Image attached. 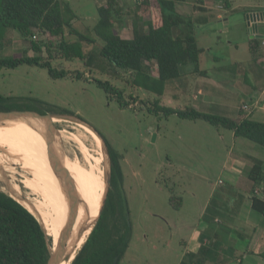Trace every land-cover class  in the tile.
I'll use <instances>...</instances> for the list:
<instances>
[{"label":"rangeland","instance_id":"obj_1","mask_svg":"<svg viewBox=\"0 0 264 264\" xmlns=\"http://www.w3.org/2000/svg\"><path fill=\"white\" fill-rule=\"evenodd\" d=\"M59 1L68 4L75 13L73 28L96 41L93 45L82 44L85 56L92 54L93 66H86L81 59L67 61L60 57L57 47L58 41H61L59 38L34 32L32 37L24 39L8 31L0 35V57H40L42 62L49 61L57 71H65L67 78L51 79L46 70L27 65L15 69L3 68L0 69V94L26 99L36 110L46 111L49 107L60 110L64 114H55V117L67 122L54 124L56 130L82 134L77 124H83L120 156L123 181L119 189L125 200L130 242L119 264H181L185 252L182 241L187 242L192 230L202 223L200 217L203 207L216 186L225 187L220 179L227 177L224 168L230 165L229 161L238 153L241 142L234 145L229 130L216 129L202 120H181L174 115L165 118L155 112V101L161 107L179 110L193 108L202 112V92L205 91L202 76L192 73L191 67L184 68L183 79L167 84L161 95L135 85L130 72L113 67L102 68L103 63L95 49L102 42L96 38L93 28L98 21L97 8L105 6L107 0ZM134 1L119 0L121 16L113 32L125 39L132 37L138 17ZM230 2L226 9L219 0H189L176 6L182 16L191 17L193 21L202 22V17L207 19L205 23L194 24L193 30L197 46L203 49L200 70H222L230 76V80L239 83V91L243 93V88L248 91L252 85L253 88H260L264 84V47L260 45L259 38H251L253 29L248 26L246 18L254 15L252 13L264 12V0ZM218 5L222 9H218ZM255 14L262 16L260 13ZM257 35L264 36V25L258 28ZM75 39V36L65 34V41ZM48 40L52 43L49 53L46 49L39 53L31 50L32 42ZM255 41L257 47L252 52L251 46ZM226 67H235V70L224 69ZM151 68L155 75L156 67ZM78 74L79 80L76 79ZM95 80L108 81L121 91L129 104L128 108L121 109L115 99H110L96 86ZM219 90L223 91V97L235 102L238 112L245 110V102L241 100L237 104V97L232 98L224 88ZM36 100L43 105L37 106ZM250 111L251 108L244 111L245 115ZM212 112L217 115L215 111ZM239 141L251 145L256 149L253 150L254 154L264 160L263 149L247 140ZM57 143L63 167L78 193L79 210L89 216L96 204L99 169L91 153L83 146L70 140L59 139ZM32 144L36 152L49 158L45 141ZM104 153L101 167L105 179L106 172L111 173V163L105 147ZM16 169L18 174L15 177L6 172L4 181L0 178V192L31 207L8 193L9 183L20 188L24 199H39L21 184L29 175L21 168ZM244 170L242 176L246 178ZM109 189L110 183L103 196L101 211L105 207ZM173 199L180 206L174 208L171 205ZM245 200L241 199L242 206ZM254 215L257 217L258 231L237 222L238 226L234 230L243 238L235 231L230 235L233 242L227 236L222 237L221 255L216 264H264V219ZM97 221L98 218L95 223ZM222 225L223 222L218 223L219 229ZM46 235L49 236L48 233ZM249 251L254 254H247Z\"/></svg>","mask_w":264,"mask_h":264},{"label":"trees","instance_id":"obj_2","mask_svg":"<svg viewBox=\"0 0 264 264\" xmlns=\"http://www.w3.org/2000/svg\"><path fill=\"white\" fill-rule=\"evenodd\" d=\"M188 1L135 0L138 17L134 23L132 37L129 39L113 32L114 25L121 16L119 0H107L105 6L98 7V21L93 33L102 42L95 48L97 56L103 63L102 68L113 67L130 72L135 85L157 95L163 94L167 84L181 81L185 76L182 72L184 68L191 67L192 73L204 77L206 71L199 68L203 49L197 46L193 30L194 24L205 23L207 19H203L202 22L193 21L191 17L179 14L176 11V4ZM219 1L225 8L230 6L228 0ZM75 18L76 15L70 6L59 0H0V35L11 31L26 39L37 32L42 36L59 38L61 41H58L57 47L60 57L67 61L81 59L85 61L86 66H93V56L91 53L85 56L82 44L93 45L96 41L73 28L72 22ZM65 34L75 36L76 41H65ZM50 42L49 40L32 42L31 50L39 53L46 49L49 53V47L52 46ZM256 45L257 41L251 46L252 52L256 50ZM21 65L44 69L51 79L67 78L65 71H57L49 61L42 62L40 57H0V69H15ZM151 66L156 67L155 75L151 72ZM224 69L234 71L235 67ZM79 78L78 74L76 79ZM94 83L110 99H115L121 109L128 108L129 104L124 99L123 93L108 81L95 80ZM31 105L26 99L0 94V111L64 114L56 108L49 107L46 111H40L32 108ZM36 105L43 103L36 100ZM154 106L155 112L161 113L165 118L174 115L181 120H202L216 129L229 130L233 132L234 138L247 140L264 150V122L252 120L242 110L238 112L236 118H230L199 112L193 108L179 110L161 107L158 101H155ZM42 125L33 127L45 129ZM77 125L96 135L87 126ZM61 131L66 130L61 129ZM105 145L111 163L109 193L96 225L71 264H114L115 259H117L116 264H119L130 242L125 200L119 189L123 181L119 164L120 156L107 143ZM250 160L252 166L244 170L246 178L252 183L250 208L259 218L264 219V198L254 193L258 187H262L264 191V160L255 157H250ZM241 199H245L244 196L231 186L217 187L203 216L208 223V230L213 229V218L218 215L236 216L242 206ZM21 204L0 192V264H47L52 240L46 235L31 208ZM171 205L174 208L180 206L179 203H175V199ZM206 233L199 235L198 252L185 254L181 264L217 263L221 255L222 243L218 239L214 242L209 241L210 238ZM238 235L243 238L239 232ZM204 240L209 243H205ZM246 253L254 254L250 251Z\"/></svg>","mask_w":264,"mask_h":264},{"label":"bare ground","instance_id":"obj_3","mask_svg":"<svg viewBox=\"0 0 264 264\" xmlns=\"http://www.w3.org/2000/svg\"><path fill=\"white\" fill-rule=\"evenodd\" d=\"M66 122L67 120L61 118H52L53 124H62ZM40 124L42 123L30 120L8 121L0 125V160H2L0 161V178H3L4 181L6 172L9 176L15 177V175L18 174L16 171L17 166H20L21 169L29 175V177H25L21 181V184L39 199L31 200L26 197L22 200L21 198H23V196L20 188L17 185L10 186L9 183L7 186L8 193L31 206L30 208H32L35 215L41 221L46 233L51 237L52 246L55 247L67 223L68 201L64 186L62 185L63 183L54 171L50 159L36 152L32 144L45 141V129L33 127ZM77 126L82 129L83 132L81 133H84V136L61 130H57L54 135L56 141L59 139L60 141L70 140L73 143L83 146L91 153L96 167L99 169L96 184V204L88 216L86 213L82 214L80 212V201L78 202L76 220L72 227L71 236L66 248V253H68L67 259L69 256L70 258L63 261L61 264H71L78 250L85 243L98 218L106 190V182L101 167L105 158L104 145L101 139L88 129L79 125ZM5 142L11 143H8V145L1 144ZM87 142H89V145ZM3 160L6 163H4Z\"/></svg>","mask_w":264,"mask_h":264},{"label":"crops","instance_id":"obj_4","mask_svg":"<svg viewBox=\"0 0 264 264\" xmlns=\"http://www.w3.org/2000/svg\"><path fill=\"white\" fill-rule=\"evenodd\" d=\"M228 1L231 4L230 0ZM176 11L179 13L177 6H176ZM202 13L205 12L202 10ZM255 13L264 14L263 11L255 12ZM218 17H220V15ZM203 19H205V17H202V20ZM261 26L263 25H259L258 28ZM229 77L230 76L225 74L222 70L217 71L214 69L207 71L205 76L202 77V84L204 86V90L206 91V92L205 91L202 92V112L211 114L214 113L212 111H215L217 115L236 118V115H238V111L236 109L237 107L234 106L235 102L229 101V99L223 97L222 96L223 91L219 90L224 88L227 90L226 92L228 94L232 95V98L237 97L235 99L237 104L239 101L242 100V102H245V105H247L249 108L252 109V111H250L249 114L247 113L246 116L258 122H264V84L260 88L259 87L253 88V85L251 83L252 85L250 87L251 89L247 91L245 88H243V93H241V91H239L240 90L239 83L230 80ZM247 83L249 82L247 81ZM218 90L220 91V94H218ZM237 93L241 94L242 96L239 97V94L237 95ZM230 136L233 139L234 145H236V142H241L240 143L241 148L237 149L238 153L235 154V156H233V159L231 161H229L230 165L224 168V173L226 174L227 177L225 179L222 178L220 180H222V183L224 185L231 186L234 190L242 194L246 200L244 199L245 200L244 205L241 206L240 211H237L236 216L218 215L217 217L213 218L214 219L213 220L214 222L212 223L213 229L208 230V223L205 222L203 216L204 213L206 212L207 205L212 197L210 196V198L208 199L207 203L204 205L202 210V214L200 217L202 223L192 230L187 242L182 241V247H184V251H185L184 255L187 253L198 252L200 243L197 241L201 233L204 234L207 232L206 234L210 238L209 241L214 242L216 239H218L219 241H221L223 246L222 237L227 236L228 240L230 242L231 241L233 242V239L230 237V235L232 231L236 230L235 227L238 226L237 222L242 223L244 226L248 225L249 227L247 228H253V229L256 228V230L258 231L257 217H255L254 212L250 208L251 206L250 188L252 186V183L247 178L242 176V172L246 166L247 169L252 166L250 157H255V158H259V157L256 156L253 152V150L256 151V149L251 147V145H249L248 143L239 141V139H235L233 132L231 131H230ZM217 187L218 185L216 186L215 189H217ZM261 188L262 187H258L254 192L259 197L262 196L261 192H263ZM208 217L210 218L211 216L209 215ZM219 222L220 223L223 222L221 229H219L218 226ZM228 232H230V234ZM235 234L238 235V231H235ZM209 241L204 240L205 243L206 242L209 243Z\"/></svg>","mask_w":264,"mask_h":264},{"label":"water","instance_id":"obj_5","mask_svg":"<svg viewBox=\"0 0 264 264\" xmlns=\"http://www.w3.org/2000/svg\"><path fill=\"white\" fill-rule=\"evenodd\" d=\"M247 24L250 28L253 29V33H252L253 35L251 38H254V37L259 38L260 35H257L258 26L264 25V14H262V16H259L257 14L248 15ZM55 116H56L55 114H40L36 111H5V112L0 111V125L5 124L8 121H18V120L19 121H30L31 120V121H35V122H39L43 124V126L45 127L44 140L48 147L49 159L52 163L54 171L56 172L58 177L61 179L64 189H65V193H66V197L68 201L67 223L61 232L59 241L56 244V246L55 247L51 246L49 248L50 256L47 261V264H61L63 261L68 260L70 258L69 256V258L67 259L68 253H66V248H67V243L71 236L72 227L76 220L77 208H78V193L74 185L69 180L68 175L66 174L62 161L58 154V146H57L58 143L54 135L57 130L54 124L52 123V118ZM102 143L104 147L106 148V151L108 154V150H107V147L104 141H102ZM108 159L110 160L109 154H108ZM110 174L111 173H109L108 171L105 174L106 188H108V185L110 182ZM21 199L24 200V197ZM14 200L17 201L19 204H21L18 200L16 199ZM100 213H101V209H100L99 215ZM99 215H98V218H99ZM116 262H117V259L114 260V264H116Z\"/></svg>","mask_w":264,"mask_h":264},{"label":"built area","instance_id":"obj_6","mask_svg":"<svg viewBox=\"0 0 264 264\" xmlns=\"http://www.w3.org/2000/svg\"><path fill=\"white\" fill-rule=\"evenodd\" d=\"M218 9H221L222 8V6H216ZM259 41H260V45L262 46V47H264V36L263 35H261L260 37H259ZM244 109V111H248L250 108L247 106V105H245L244 107H243Z\"/></svg>","mask_w":264,"mask_h":264},{"label":"flooded vegetation","instance_id":"obj_7","mask_svg":"<svg viewBox=\"0 0 264 264\" xmlns=\"http://www.w3.org/2000/svg\"><path fill=\"white\" fill-rule=\"evenodd\" d=\"M92 156V155H91ZM18 168H21L20 166H17Z\"/></svg>","mask_w":264,"mask_h":264}]
</instances>
